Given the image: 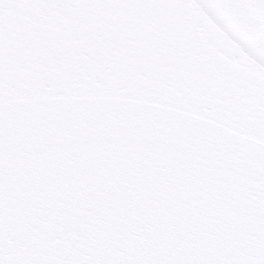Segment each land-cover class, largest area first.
Instances as JSON below:
<instances>
[{"label":"snow or ice","instance_id":"6c2138e0","mask_svg":"<svg viewBox=\"0 0 264 264\" xmlns=\"http://www.w3.org/2000/svg\"><path fill=\"white\" fill-rule=\"evenodd\" d=\"M0 264H264V0H0Z\"/></svg>","mask_w":264,"mask_h":264}]
</instances>
